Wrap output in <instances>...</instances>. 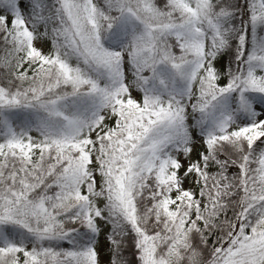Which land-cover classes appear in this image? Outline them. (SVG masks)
<instances>
[{
	"label": "snow or ice",
	"instance_id": "obj_1",
	"mask_svg": "<svg viewBox=\"0 0 264 264\" xmlns=\"http://www.w3.org/2000/svg\"><path fill=\"white\" fill-rule=\"evenodd\" d=\"M0 264H264V0H0Z\"/></svg>",
	"mask_w": 264,
	"mask_h": 264
}]
</instances>
